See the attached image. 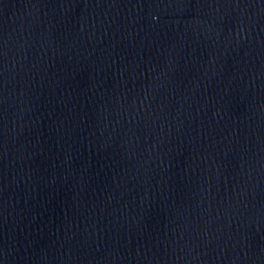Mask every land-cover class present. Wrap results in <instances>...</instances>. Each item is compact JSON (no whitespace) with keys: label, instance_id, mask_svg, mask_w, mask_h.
I'll return each mask as SVG.
<instances>
[{"label":"water","instance_id":"95a60500","mask_svg":"<svg viewBox=\"0 0 264 264\" xmlns=\"http://www.w3.org/2000/svg\"><path fill=\"white\" fill-rule=\"evenodd\" d=\"M0 264H264V0H0Z\"/></svg>","mask_w":264,"mask_h":264}]
</instances>
